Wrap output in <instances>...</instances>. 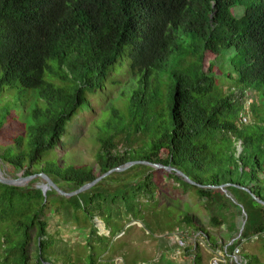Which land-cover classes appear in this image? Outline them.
I'll return each instance as SVG.
<instances>
[{
	"label": "trees",
	"instance_id": "obj_1",
	"mask_svg": "<svg viewBox=\"0 0 264 264\" xmlns=\"http://www.w3.org/2000/svg\"><path fill=\"white\" fill-rule=\"evenodd\" d=\"M243 3L245 11L237 17L233 9ZM122 67L133 81L130 94L123 89L121 95L129 96V109L121 113L120 125L109 122L96 135L101 173L148 161L181 170L195 183L147 164L115 171L69 198L56 189L44 196L38 187L0 183V227H14L21 264H29L34 231L37 264H54L46 219L51 204H57V213L78 219L80 212L89 221L104 212L108 226L123 207L125 216L149 227L160 223L155 201L166 179L178 183L175 190H196L209 206L224 208L229 202L240 208L221 189L226 184L247 212L244 230L233 238L228 254L264 233V205L251 195L264 201V116L249 125L240 117L251 96L264 97V0H0V97L35 90L43 102L21 117L31 147L24 136H15L11 145L0 147L2 165L22 170L24 177L44 173L66 192L98 178L89 165L44 163L42 157L61 143L67 123L88 104L87 91L103 86ZM47 72L60 83L48 81ZM164 74L171 78L166 88L159 83ZM260 107L264 110V103L251 101L247 111ZM3 127L0 120V133ZM172 214V229L186 224L191 232L210 237L191 213ZM212 223L224 221L214 216ZM93 225L91 235L104 242ZM4 237L9 240V234ZM207 241L218 248L217 240ZM185 249L192 264H203L196 247L192 253L194 248ZM241 254L246 264H264L257 254ZM90 259L96 263L94 254Z\"/></svg>",
	"mask_w": 264,
	"mask_h": 264
},
{
	"label": "rangeland",
	"instance_id": "obj_2",
	"mask_svg": "<svg viewBox=\"0 0 264 264\" xmlns=\"http://www.w3.org/2000/svg\"><path fill=\"white\" fill-rule=\"evenodd\" d=\"M245 8L246 4L243 3L242 6L234 8L233 13L239 17L244 13ZM52 64L55 65L56 63L52 62ZM46 79L60 83L49 72L46 74ZM170 82L171 78L167 74H164L162 79L159 78L162 87L166 88ZM132 86L131 72L122 67L108 76L103 86L96 90H88V104L84 105L78 114L67 123L66 133L62 136L61 143L56 148L44 152L43 162L57 160L61 165H89L94 168L96 175L101 176L102 173L95 159L99 149L96 135L105 128L107 123L113 122L114 125H120L123 121L124 115L121 113L125 112V115L126 112L128 113L129 99L127 97L129 96L123 95L121 97L122 91L125 89L124 93H126ZM127 94L130 93L127 92ZM250 100L256 105L261 103L263 105L264 97L261 96L257 99L251 96L246 103L244 102L246 110L243 112L244 115H248L246 125L257 121L258 116H264V110L261 107L257 110V115L247 111ZM38 103L42 105L43 102L35 90L23 91L16 94L14 98H10L9 95L6 98L5 96L0 97V120L4 122L3 130L0 133V147L5 148L11 145V139L17 135L24 136L25 145L31 147L28 130L21 117L25 109L29 113ZM240 117H242L241 114ZM140 143L141 141L138 140L137 145ZM124 148L125 146L120 143V149ZM0 164L5 177L13 179L24 177L22 170L9 168L2 165L1 161ZM44 182L43 178L36 176L28 182H23L19 188L24 190L37 188ZM173 184L178 185V183L166 179L165 190L159 192L155 201L161 207L160 223L149 227H146L140 218L135 221L133 217L125 216L123 207L121 208L123 213L120 217L112 214L109 219L111 226H108V216L104 212L89 221L84 219L80 212L78 219L66 215L64 212L57 213V204H51L46 211V219L49 222L51 238L54 240L52 253L54 264H72L73 262L91 264V253L95 256V264H192L193 256L188 255L187 249L180 252V248L177 247L178 239H182L181 237L184 236L182 231L192 234L189 238L186 237V247L194 248L190 252H195L196 247L202 254L203 264H210L214 253L217 250L225 252L233 238L240 233L239 227L244 217L241 212L242 209L231 205L229 202L224 208L209 206L206 201L198 197L196 190L190 188L188 192L184 193V190L180 188V190L173 189ZM63 187H66V183H63ZM104 188L109 189L111 186L104 184ZM72 190L73 188H70L69 191ZM149 204L147 206L149 210L146 207L144 212L147 210V214L151 216L153 205L151 202ZM177 205L179 207L175 208L174 206ZM118 207L120 209V204ZM171 210L174 211L172 216L175 217L186 212L191 213L196 217L198 224L208 231L210 237L204 236L202 232L201 235L197 236L196 233L191 232V228L185 227L186 224H179L175 229H172ZM214 216L224 223L215 226L212 223ZM92 223L98 229L97 234L106 237L104 242L100 241L97 235H91ZM98 226L103 228L99 229ZM12 231H15L14 227L10 230L9 224L0 227V264H21L19 240L16 239V236H12ZM7 234H9V240L4 237ZM196 236H200V238H196ZM208 238L217 240L219 245L216 250L209 246ZM241 250L245 253L257 254L264 262V237L256 241L245 240ZM27 253L29 264H37L35 231L32 233ZM44 264L49 263L45 262Z\"/></svg>",
	"mask_w": 264,
	"mask_h": 264
},
{
	"label": "water",
	"instance_id": "obj_3",
	"mask_svg": "<svg viewBox=\"0 0 264 264\" xmlns=\"http://www.w3.org/2000/svg\"><path fill=\"white\" fill-rule=\"evenodd\" d=\"M137 164H147V165H150V166H153V167H156V168H164L170 172H176L177 175L181 176L183 179H185L187 182L191 183V184H194L195 182L188 176L186 175L184 172H182L181 170H178L174 167H171V166H165V165H161V164H155V163H151V162H148V161H132V162H129L127 163L126 165L124 166H121V167H116V168H113L109 171H107L106 173L102 174L101 176H99L98 178H96L94 181L90 182V183H87V184H84L82 186H80L77 190H73V191H70V192H66L64 191L62 188H60L56 183H54V181L49 177L47 176L46 174L44 173H40V174H36V175H30V176H27V177H21V178H17V179H13V178H8V177H5L1 171V164H0V183L2 184H6V185H10V186H21L23 184V182H28L29 180L35 178L36 176H40L41 178L44 179V183L41 184L40 186H38V188H41L42 189V192H43V195L46 196L47 192L49 190H52V189H56V191L69 198V197H72V196H75V195H79L87 190H90L95 184H97L101 179H103L104 177L108 176L109 174L115 172V171H124V170H127L128 168L134 166V165H137ZM221 189L223 191H225V194L232 199L233 202H235L236 204H238L240 206V208L242 209V213H243V216H244V221H243V224H242V227H241V230H240V235L242 234L243 230H244V227H245V224H246V221H247V212L245 211L243 205H241L240 203H238L236 201V199L232 196V194H230V192L226 189V184L225 185H222L220 186ZM251 192V191H249ZM251 195L253 198H255L259 203L263 204L264 205V201L261 200L260 198L256 197L253 192H251ZM99 229H102L101 226H98Z\"/></svg>",
	"mask_w": 264,
	"mask_h": 264
},
{
	"label": "built area",
	"instance_id": "obj_4",
	"mask_svg": "<svg viewBox=\"0 0 264 264\" xmlns=\"http://www.w3.org/2000/svg\"><path fill=\"white\" fill-rule=\"evenodd\" d=\"M244 122H247L248 121V116L247 115H244L241 114ZM182 234L185 236H182L181 238L182 239H178V244H177V247L180 248V252L185 249L186 247V237L189 238L190 234L189 232H184L182 231ZM197 236L198 235H201L202 233L201 232H198L196 233ZM196 238H200L197 237ZM261 237H264V233L262 234H254L252 237H251V241H256V240H259ZM245 241V240H244ZM241 247H238L234 253L232 254H228L227 253V248L225 249V252L221 251V250H217L215 253H214V256L212 257L211 259V262L210 264H228V263H233V264H246L247 263V260L242 256L241 254ZM179 252V251H178Z\"/></svg>",
	"mask_w": 264,
	"mask_h": 264
},
{
	"label": "bare ground",
	"instance_id": "obj_5",
	"mask_svg": "<svg viewBox=\"0 0 264 264\" xmlns=\"http://www.w3.org/2000/svg\"><path fill=\"white\" fill-rule=\"evenodd\" d=\"M103 228V227H102Z\"/></svg>",
	"mask_w": 264,
	"mask_h": 264
}]
</instances>
